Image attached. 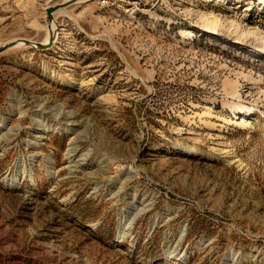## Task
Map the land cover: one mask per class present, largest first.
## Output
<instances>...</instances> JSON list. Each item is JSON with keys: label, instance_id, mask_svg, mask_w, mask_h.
<instances>
[{"label": "rangeland", "instance_id": "374dc122", "mask_svg": "<svg viewBox=\"0 0 264 264\" xmlns=\"http://www.w3.org/2000/svg\"><path fill=\"white\" fill-rule=\"evenodd\" d=\"M263 1L0 0V264H264Z\"/></svg>", "mask_w": 264, "mask_h": 264}, {"label": "bare ground", "instance_id": "6f19581e", "mask_svg": "<svg viewBox=\"0 0 264 264\" xmlns=\"http://www.w3.org/2000/svg\"><path fill=\"white\" fill-rule=\"evenodd\" d=\"M65 1H69V0H65ZM79 1V0H78ZM77 2V1H76ZM75 2V3H76ZM264 2V1H263ZM64 8H66V7H60V8H58V9H56L53 13H52V15L54 16L55 14V12L56 11H58V10H60V9H64ZM51 22H53V24H54V31L53 32H51V31H49V36H48V38H47V40L49 41L50 39H51V37H53V40H54V38L56 37V34H57V32L56 31H58V30H55L56 29V22H55V19L53 18V20L51 21ZM51 22H49V24H50V26L51 27H53V25H52V23ZM204 24H205V26H206V28L207 29H212V30H216V27L218 26V21L214 18V19H211L210 17H207V18H205V20H204ZM53 35V36H52ZM24 40H26V39H18V41L17 42H15L16 44H14L13 45V47L15 46V45H17V44H22L24 47H26V46H30V45H27L25 42H24ZM262 40H263V44H264V37L262 38ZM28 41V40H27ZM47 41V42H48ZM32 42V41H31ZM46 42V43H47ZM26 45V46H25ZM31 46H33V45H31ZM264 47V46H263ZM263 50H264V48H263ZM237 107H240V108H242L243 106L242 105H239V106H237ZM250 107H247L246 109H245V111L246 110H248ZM251 112H255V109L254 108H251V109H249ZM243 119V118H242ZM241 121V120H240ZM242 121H244V119L242 120ZM70 124V123H69ZM71 125H72V123H71ZM214 149V148H213ZM189 150H190V152H196L197 150H198V147H197V145H195V146H191V147H189ZM223 150V149H222ZM221 150V151H222ZM214 151V150H213ZM220 152V151H219Z\"/></svg>", "mask_w": 264, "mask_h": 264}, {"label": "water", "instance_id": "95a60500", "mask_svg": "<svg viewBox=\"0 0 264 264\" xmlns=\"http://www.w3.org/2000/svg\"><path fill=\"white\" fill-rule=\"evenodd\" d=\"M61 7H64V6L61 4ZM58 8L59 7H49L47 9L46 13H47V18H48L49 21H52V17H53L52 13ZM24 42L27 45H33V47H36L38 49H45V48L50 47L52 45L53 37H51V39L47 43L31 42V41H27V40H24ZM8 47H9V45H3L2 47H0V52H2L3 50L7 49Z\"/></svg>", "mask_w": 264, "mask_h": 264}]
</instances>
